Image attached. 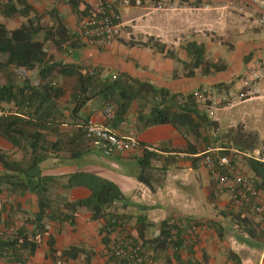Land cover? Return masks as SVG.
<instances>
[{"label": "trees", "instance_id": "trees-1", "mask_svg": "<svg viewBox=\"0 0 264 264\" xmlns=\"http://www.w3.org/2000/svg\"><path fill=\"white\" fill-rule=\"evenodd\" d=\"M58 2L68 4L79 20L97 11L95 5L85 0ZM189 3L196 5L201 0ZM0 16L22 18L14 28L0 21V74L6 78L5 83H0V105L17 110V114L0 118V137L10 144L9 149L0 148V192L6 190L15 196L32 193L37 197L34 212L21 208L19 203L14 205L0 199V259L5 264H25L45 234L48 235L49 258L57 262L79 260L81 264H93L94 254L89 247L70 245L58 250L54 247V236L49 234L52 222L74 225L80 208L90 212V220L105 221L102 230L106 236L118 232L114 243L124 239L139 241L143 252L153 256L172 249L177 261H180L179 250L185 234L193 224L202 223H178L168 218L154 228L155 224L145 214H139L131 225L133 216L117 212L118 203L128 201L117 185L92 172L63 168V165L73 164L83 147H93L85 135L88 117L81 115L82 109L90 103L97 109L111 110L109 120L112 122L124 120L135 106V120L140 129L172 126L186 140L185 152L195 153L212 145L221 148L220 154L229 155L232 163H235L234 156H242L245 173H250L248 176L257 188L264 191V163L245 154L260 148L258 128L242 122L220 128L208 114V102L198 101L195 91L173 92L127 73L103 75L99 69L88 65L56 62L58 55H68L85 45L79 33L64 23L56 7L39 12L27 0H0ZM140 44L180 64L181 69L173 71V78L206 77L227 69L222 59L208 56L205 45L194 40L184 46L186 60L177 56L173 46L154 36ZM34 70L40 79L38 83L28 74H22ZM155 157L153 152L143 150L138 159L137 178L149 186L153 178L149 162ZM64 159H68L67 162ZM199 160L193 158L194 163ZM53 167L65 172L47 173ZM74 187L88 189L89 196L68 200L61 195V190ZM216 187L217 181L213 178L214 198ZM241 208L238 213L232 210L220 213L225 217L232 215L247 237L257 242L264 232L246 214L245 209L252 213L249 206ZM254 245L259 247L257 243Z\"/></svg>", "mask_w": 264, "mask_h": 264}, {"label": "crops", "instance_id": "crops-1", "mask_svg": "<svg viewBox=\"0 0 264 264\" xmlns=\"http://www.w3.org/2000/svg\"><path fill=\"white\" fill-rule=\"evenodd\" d=\"M27 1L39 12L56 7L64 23L72 31L79 33V18L68 4L59 3L58 0ZM85 1L96 5V0ZM140 1V6H131L122 11L124 28L111 46L101 49L82 40L85 45L68 55H58L55 61L88 65L99 69L103 75L127 73L178 93L206 88L216 105L213 119L220 128L237 122L253 123L254 128L261 127L264 123V81L259 84L258 95L240 101L235 98L242 87L241 78L252 59L264 58V24L258 22L257 7L234 0H201L196 5L189 3L196 0H163L165 4H173L174 8L158 10L155 8V0ZM21 20L20 17L0 16V21L6 22L9 28L17 27ZM151 36L173 46L181 60L187 59L184 46L188 41L203 43L208 56L222 59L227 64V69L206 77L173 78V71L176 68L180 70V64L174 59L163 57L151 47L140 44ZM15 71L18 72L16 69ZM22 74H28L34 83L40 81L36 70ZM5 82L6 79L0 83ZM67 96L68 91L65 100ZM221 99L225 102L217 105ZM135 111L134 106L124 120L112 122L106 118L104 110L97 109L90 103L82 109L81 115L108 127L121 137L132 138L142 146L156 148L157 152H153L156 157L149 162L153 177L150 179V186L137 178L140 170L138 159L143 152L140 149L105 156L99 150L86 146L81 149V155L73 160L71 166L63 165V168L66 171L92 172L117 185L128 199L127 204L118 203L117 212L133 216L131 225L139 214H145L155 224L154 228L168 218L178 223L202 222L198 225L200 230L196 234L193 251L208 264H263L264 236L258 237L257 242L249 239L240 228L239 221L234 220L232 215H221V210L236 208L241 211L242 208L234 205L229 195L220 193V190L213 197V176L200 162H193L194 153L184 151L186 140L181 133L170 125L140 129L135 120ZM0 148H10V144L2 137ZM173 152L183 155L175 156L172 155ZM67 160L64 159L65 162ZM64 169L53 167L47 173L61 174L65 172ZM1 170L0 167V173ZM60 193L68 200H78L88 197L90 191L84 187H74L61 190ZM0 199L11 201L14 205L19 203L21 208L30 212L37 210V197L32 193L15 196L3 190L0 192ZM229 203L231 204L227 206ZM245 212L264 232V223L259 222L246 209ZM104 224L103 219L90 220V212L80 208L74 225L52 222L49 234L55 238L56 249L86 245L93 251V264H107L109 250L116 241L118 232L114 231L106 236L102 230ZM58 229L60 232H57ZM47 240L48 235L45 234L36 252L27 258L25 264H81L79 260L57 262L49 258ZM256 243L259 247H255ZM222 253H226V256ZM163 254L166 258L162 259ZM163 254L153 256L148 253L154 261L144 264H180L172 249ZM179 257L181 260L182 253H179ZM0 264L5 263L0 259Z\"/></svg>", "mask_w": 264, "mask_h": 264}, {"label": "built area", "instance_id": "built-area-1", "mask_svg": "<svg viewBox=\"0 0 264 264\" xmlns=\"http://www.w3.org/2000/svg\"><path fill=\"white\" fill-rule=\"evenodd\" d=\"M234 1L255 5L259 12L258 22L264 24V0ZM140 5V0H96V13L85 16L79 21L81 39L94 47L108 48L117 40L124 28L122 11L131 6ZM155 8L158 10L173 9L174 5L168 2L157 4ZM261 81H264V58H254L241 78L242 87L235 97L236 100L240 101L258 95ZM195 94L198 101L208 102V114L213 116L216 105L209 91L201 88ZM104 113L107 119L112 117L111 110L105 109ZM12 114H17L14 107L0 105V118ZM85 135L91 145L105 156L136 149L157 152L156 148L152 146H142L135 139L117 135L108 127L96 123L91 118H87ZM220 150V147L208 145L204 149H199L193 156L200 159V164L215 178L218 186L228 192L234 205H248L257 220L264 223V191L257 188L253 180L237 164L231 162L229 155L220 154ZM245 154L264 163V136L258 150ZM172 155L182 156L183 153L173 152ZM199 230L200 226L193 224L185 234L183 246L179 250L182 253L180 264H208L203 257L193 251L196 234ZM153 261V258L143 252L139 241L124 239L111 246L107 264H144V262L153 263ZM261 261L264 264V256Z\"/></svg>", "mask_w": 264, "mask_h": 264}, {"label": "rangeland", "instance_id": "rangeland-1", "mask_svg": "<svg viewBox=\"0 0 264 264\" xmlns=\"http://www.w3.org/2000/svg\"><path fill=\"white\" fill-rule=\"evenodd\" d=\"M165 2L163 1V0H155V5L156 4H164ZM2 19V18H1ZM5 21L7 22L8 20H6L5 19ZM80 21V20H79ZM5 22V23H6ZM11 22V21H10ZM6 78H5V75H3V74H0V82H3L4 80H5ZM206 89V88H205ZM210 93V92H209ZM231 98V97H230ZM222 102H225L224 101V99H221V101L220 102H218L217 103V105L218 104H221ZM212 118H213V116H212ZM258 125V124H257ZM250 127H254V125H253V123H251L250 125H249ZM257 127V126H256ZM258 129H259V135H260V138H261V140H262V138H263V136H264V123L262 124V126L261 127H259L258 126ZM200 148V147H199ZM234 161H235V163L237 164V166L241 169V170H243V172H245V170H246V166H245V162H244V159H243V157L242 156H240V155H237V156H234ZM214 178V177H213ZM215 179V178H214ZM217 189H216V192L217 193H219V190H220V193H222V194H224V193H227V195H229L228 194V192L225 190V189H223V188H221V187H219L218 186V184H217V187H216ZM11 202V201H10ZM231 203H229L227 206H229ZM215 207H216V205H215ZM233 209V208H232ZM232 211H234L235 213H238L240 210H238V209H233ZM163 254V253H162ZM222 255H224V256H226V253H222ZM163 258H166V257H164V254L162 255V259Z\"/></svg>", "mask_w": 264, "mask_h": 264}]
</instances>
